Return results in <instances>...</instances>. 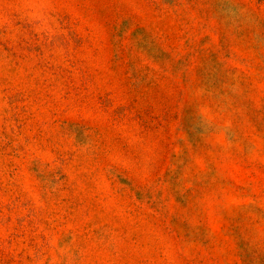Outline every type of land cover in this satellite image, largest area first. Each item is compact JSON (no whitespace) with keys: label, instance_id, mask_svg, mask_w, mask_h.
<instances>
[{"label":"rangeland","instance_id":"obj_1","mask_svg":"<svg viewBox=\"0 0 264 264\" xmlns=\"http://www.w3.org/2000/svg\"><path fill=\"white\" fill-rule=\"evenodd\" d=\"M0 264H264V0H0Z\"/></svg>","mask_w":264,"mask_h":264}]
</instances>
